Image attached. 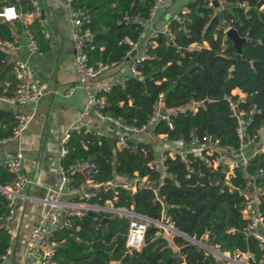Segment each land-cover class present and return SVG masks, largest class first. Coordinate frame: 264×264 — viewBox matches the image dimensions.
<instances>
[{
  "label": "trees",
  "instance_id": "trees-1",
  "mask_svg": "<svg viewBox=\"0 0 264 264\" xmlns=\"http://www.w3.org/2000/svg\"><path fill=\"white\" fill-rule=\"evenodd\" d=\"M10 1L20 13H31L30 0ZM152 1L73 0L72 7L87 15L80 26L81 32L89 34L83 41L87 63L122 64L131 51L125 38L132 44L144 38L140 21L147 17ZM3 5L0 0V10ZM14 26L0 19V43L12 42L23 28L18 20ZM224 27L247 39L241 42V57L234 62L235 49L225 37ZM26 28L38 47L44 48L37 20L33 18ZM146 40L142 57L133 62L135 73L95 93L103 99L99 109L103 115L134 127L144 125L145 132L125 138L117 146L115 135L106 137L74 128L59 164L66 168L91 160L96 172L90 178L96 183L116 176L145 177L149 186L133 192L100 186L87 202L103 206L109 200L115 207L130 209L152 221L166 218L175 232L166 236L149 222L140 248L132 250L125 246V217L112 213H99L95 218L86 213L71 215L56 232L58 243L52 259L56 264H217L211 252L187 236L212 245L218 252L249 253L258 261L262 251L244 231L247 221L241 214L244 197L240 191L248 175L253 177L254 187H264V145L245 166L232 167L231 175L225 178L226 162L209 167L191 151L183 159L163 151L161 165L152 164L157 148L150 138L161 135L167 141L188 144L191 136L210 135L218 147L236 152L241 140L228 104L232 101L235 109L243 112L244 136L258 144V130L264 124V0H223L220 8L211 0H190L177 19L169 22L167 34L156 32ZM6 60L7 55L0 50V95L11 96L14 79ZM232 90L243 93V101H237ZM192 103L194 110L188 108ZM157 108L165 117L150 121ZM14 117L0 109V139L9 135ZM71 178L74 186L82 182L77 174ZM10 179L0 167V186ZM257 209L264 217V194L259 196ZM6 211V200L0 193L1 218ZM9 240L0 223V264Z\"/></svg>",
  "mask_w": 264,
  "mask_h": 264
},
{
  "label": "built area",
  "instance_id": "built-area-1",
  "mask_svg": "<svg viewBox=\"0 0 264 264\" xmlns=\"http://www.w3.org/2000/svg\"><path fill=\"white\" fill-rule=\"evenodd\" d=\"M16 2L18 0H12ZM73 0H65L64 6L67 9V19L72 25L71 41H72V61L73 65L80 76V87L84 91L85 101L81 111L79 112L78 119L74 123L73 128H70L65 132L58 140L59 145V161L65 154V142L68 139L69 132L74 128L83 127L82 118L90 111H93L94 115L105 121L115 130L116 145L120 146L125 138L136 137L137 135L145 132L146 126L134 127L121 122L119 119L112 118L107 115H103L99 109L103 106V99L96 97L95 91L90 88V81L97 77L102 70L107 67L115 66L114 63L109 65L97 64L96 66L89 65L87 58L83 50V41L88 37L86 31L81 32L80 26L83 22L87 21V15L74 7H72ZM171 0H153L152 5L148 10L147 17L141 20L140 23L144 29H149L151 21L156 11L160 7L169 5ZM216 3L219 8L222 7L223 0H211ZM4 2L0 10V19L3 21L20 20L24 22L25 14L20 13L11 3L10 0H1ZM32 7L31 16L35 18L40 27V33L44 39H47L48 34L45 30V26L40 17L39 9L30 0ZM6 9H13L15 17L11 20L7 19L4 15ZM124 19H128V16H124ZM23 32L25 36V49L27 57L35 54H41L40 48L33 38L32 34L26 28L27 24H23ZM228 28L224 27L223 31ZM156 32H151L150 36H155ZM125 42L131 46V51H135L136 44H132L127 38ZM12 42H4L3 44L9 45ZM130 51V52H131ZM127 53V56L129 53ZM137 58H132L129 65V73L134 74L133 62ZM10 70L13 75L14 84L13 92L11 96L0 95V101L2 102H14L18 104L35 103L43 94V87L34 81L31 66L27 59L16 58L10 63ZM67 94L71 93V89L66 91ZM232 94H236L237 101H243L244 94L237 90H232ZM229 107L232 110V114L237 119L236 134L241 140L240 147L236 152L228 149L220 148L217 146V140L213 139L210 135H203L201 137L191 136L190 142L184 144L182 141H167L161 135L164 141L163 151H168L169 156L178 155L182 159L186 152H192L194 155L201 156L206 161L207 166L215 167L221 162L228 164V171L225 174V178H228L232 173V167L245 166L249 157L257 152L262 151L263 145L260 140L258 144L253 142V138H246L244 136V120L241 118L242 111L235 109V103L229 101ZM195 104L192 103L188 108L194 110ZM257 112V110H256ZM164 118L160 110L157 108L152 114L150 121H154L157 118ZM15 122L10 129L8 136L0 139V144L18 140L23 135L31 118L30 113L27 111H21L15 114ZM170 127V125L168 124ZM84 132H93L85 130ZM96 133V132H94ZM259 138L262 135L260 129L258 130ZM263 136V135H262ZM264 137V136H263ZM248 147L249 145H252ZM210 157V158H208ZM164 159V154L161 153L158 159L152 161V164L158 166L161 165ZM228 160V161H227ZM0 167H2L8 174H10L9 183L0 186V193L4 195L6 200V215L4 218L0 217V222L6 221L16 209L20 199H32L22 194L24 187L31 183V180L25 176L21 170V153L16 149H4L0 155ZM96 172L94 165L87 161H77L68 165L66 168L58 165V178L55 185L46 189L44 194L37 199L39 204V215L35 224L31 227L28 235L25 237L23 246V255L31 258L36 264H56L52 259L57 247V240L55 238L56 232L66 225V217L71 215H79L86 213L87 211L99 213H112L118 217H125L128 220L127 231L125 235V246L128 249L138 250L141 246L145 226L147 223L152 222L158 226L159 229H164L169 232H175L172 226L168 223V220L164 218L161 221H152L144 215L137 214L130 209L124 207H115L107 200L103 206L92 204L87 202L88 199L94 195V190L97 187H119L126 189L129 192L135 191L140 186H149L148 180L138 177H119L115 179L106 180L102 183L93 182L90 178L92 173ZM77 174L82 179V182L78 186H74L71 181V175ZM117 177V176H116ZM247 177V184L243 190L240 191L244 197V204L241 209L242 217L247 221L245 226L246 235H250L258 243L259 249L262 251L261 258L255 261L249 253L235 252L229 254L228 252H218L212 245L205 246L201 244L207 251L211 252L216 260H220L222 264H264V217L257 209L259 202V196L264 194V187L256 188L253 186V177L251 175ZM4 226V225H3ZM6 229V227L4 226ZM7 231V229H6ZM8 233V231H7Z\"/></svg>",
  "mask_w": 264,
  "mask_h": 264
},
{
  "label": "crops",
  "instance_id": "crops-1",
  "mask_svg": "<svg viewBox=\"0 0 264 264\" xmlns=\"http://www.w3.org/2000/svg\"><path fill=\"white\" fill-rule=\"evenodd\" d=\"M31 1L39 9L48 34L45 47L40 48L41 54L27 57L23 28L14 34L13 43H0V50L7 55L6 62L11 63L16 58L27 59L34 81L43 87V94L35 103L0 101V109L4 111L14 115L27 111L31 115L20 139L0 144V155L4 149H16L21 153V170L31 180V183L24 187L22 194L32 198L20 199L14 213L6 221L0 222L6 227L10 237L1 264H36L31 258L23 255L24 240L39 215L37 199L57 181L58 140L73 128L85 101V94L79 83L80 76L72 61V25L67 19L65 0ZM188 1L190 0H171L169 5L160 7L153 16L149 29H145L144 38L136 44L134 55L128 59L125 57L122 64L102 70L90 81V88L95 92L106 90L111 84L120 82L129 75L127 72L131 59L142 57L146 39L150 37L151 32L167 34L169 22L177 19ZM32 19L31 14L26 13L24 22L18 21L29 24ZM14 21L8 22L15 29ZM68 89H71L70 94L66 93ZM81 121L83 129L94 131L97 135L111 137L115 134V130L97 118L93 111L87 113ZM161 153L162 149L158 157Z\"/></svg>",
  "mask_w": 264,
  "mask_h": 264
},
{
  "label": "water",
  "instance_id": "water-1",
  "mask_svg": "<svg viewBox=\"0 0 264 264\" xmlns=\"http://www.w3.org/2000/svg\"><path fill=\"white\" fill-rule=\"evenodd\" d=\"M212 3H213L214 6H216L215 2H212ZM224 35H225V37L227 39H229L231 41V43H232V45H233V47L235 49V57L232 59V62H234V60H236V59L241 57V55H240V44H241V42H243V41H245L247 39H245L243 37H239L236 34L235 30L230 28V27H228V28H226L224 30ZM134 52L135 51H131L129 53L128 57H126V59L131 58L134 55ZM127 74H129V71L127 72ZM260 133L264 136V124L260 128ZM88 162H91V160H88ZM86 214L89 215L92 218H95V217L98 216L95 212H91V211H87ZM103 219L105 220V218H103ZM184 237L189 239L190 241L198 244V245H201L198 241H196V240H194L192 238H189L187 236H184ZM216 262H217V264H222V262L220 260H218V259L216 260Z\"/></svg>",
  "mask_w": 264,
  "mask_h": 264
},
{
  "label": "rangeland",
  "instance_id": "rangeland-1",
  "mask_svg": "<svg viewBox=\"0 0 264 264\" xmlns=\"http://www.w3.org/2000/svg\"><path fill=\"white\" fill-rule=\"evenodd\" d=\"M146 137V136H145ZM148 140H149V136L146 137ZM261 144L263 145L264 144V137L261 135L260 138H259ZM150 141L152 143H154V146L157 148V151H156V158H158L159 154H160V151L161 149L163 148L164 146V141L161 137H158V138H150ZM160 233L161 234H164L166 236H169L171 232L167 231V230H164V229H160ZM204 239H206V237L204 236ZM204 244V243H203ZM205 246H210V245H206L204 244Z\"/></svg>",
  "mask_w": 264,
  "mask_h": 264
},
{
  "label": "clouds",
  "instance_id": "clouds-1",
  "mask_svg": "<svg viewBox=\"0 0 264 264\" xmlns=\"http://www.w3.org/2000/svg\"><path fill=\"white\" fill-rule=\"evenodd\" d=\"M4 15L7 17V19L11 20L15 17V13L13 9H6Z\"/></svg>",
  "mask_w": 264,
  "mask_h": 264
}]
</instances>
